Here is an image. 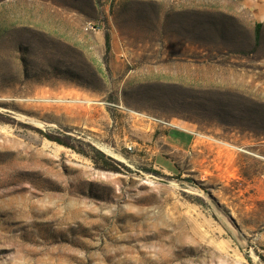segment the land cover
Instances as JSON below:
<instances>
[{"label":"rangeland","instance_id":"1","mask_svg":"<svg viewBox=\"0 0 264 264\" xmlns=\"http://www.w3.org/2000/svg\"><path fill=\"white\" fill-rule=\"evenodd\" d=\"M257 25L247 0H0V264H264ZM169 124L262 148L193 172Z\"/></svg>","mask_w":264,"mask_h":264},{"label":"crops","instance_id":"2","mask_svg":"<svg viewBox=\"0 0 264 264\" xmlns=\"http://www.w3.org/2000/svg\"><path fill=\"white\" fill-rule=\"evenodd\" d=\"M247 6L248 10L254 16L257 23H264V0H247ZM177 127L181 128L180 126ZM187 130L191 131L193 130V128H189ZM164 138H169L170 140L175 138L174 143L176 144H173L172 147L175 150H184L186 153L192 155L191 167L193 172L201 171L210 173L212 172V168L217 166V168L220 169L221 174L223 176H226L233 170H241L243 169V167L247 166L246 164H242L240 161V159L243 158L241 156V152H231L229 149H227V146L223 144L229 142L231 143L232 140L228 141L224 138H221L222 140L217 139L222 142L219 143L211 141L209 139H195L197 137L193 136L190 132H186L183 130H177L176 132L170 133ZM182 138L186 139L183 140ZM237 141L241 143H237L239 148L252 149L260 147V150L262 148L260 142H257L255 140ZM180 144H183L185 148L180 146ZM213 151L215 152V154H213ZM252 152H254V150ZM230 154H234L235 156L231 157L232 155ZM251 155L255 156V154L253 153H251Z\"/></svg>","mask_w":264,"mask_h":264},{"label":"built area","instance_id":"3","mask_svg":"<svg viewBox=\"0 0 264 264\" xmlns=\"http://www.w3.org/2000/svg\"><path fill=\"white\" fill-rule=\"evenodd\" d=\"M88 28L89 29H94L95 27L92 24H89ZM156 121L159 122V123H163V122L158 121V120H156ZM169 126H171L173 128H176V130H183V131H186V132H190L193 136L197 137L195 139H209V140L214 141V142L222 143L221 141L217 140L214 136H208V135L200 134V133L195 132V131L192 132L190 130H186V129H183V128H178V127L173 126L171 124H169ZM223 144L226 145L227 148L230 149V150H235L237 152H246L245 150H243V149H241L239 147H236L234 145H231L230 143H223Z\"/></svg>","mask_w":264,"mask_h":264},{"label":"bare ground","instance_id":"4","mask_svg":"<svg viewBox=\"0 0 264 264\" xmlns=\"http://www.w3.org/2000/svg\"><path fill=\"white\" fill-rule=\"evenodd\" d=\"M80 102V101H79ZM100 148L102 150H104L106 153H108L109 155H113L115 156V154L113 153V150H111L109 147L105 146V145H100ZM117 156V155H116ZM120 159V158H119Z\"/></svg>","mask_w":264,"mask_h":264},{"label":"trees","instance_id":"5","mask_svg":"<svg viewBox=\"0 0 264 264\" xmlns=\"http://www.w3.org/2000/svg\"><path fill=\"white\" fill-rule=\"evenodd\" d=\"M261 27H262L261 24H258V25H257V29H256V36H257V39H260V31H261Z\"/></svg>","mask_w":264,"mask_h":264}]
</instances>
